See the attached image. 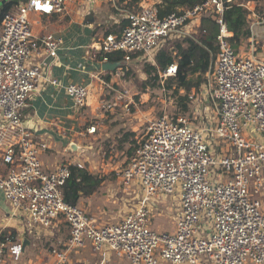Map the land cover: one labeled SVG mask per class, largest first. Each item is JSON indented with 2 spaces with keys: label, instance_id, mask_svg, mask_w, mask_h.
Returning a JSON list of instances; mask_svg holds the SVG:
<instances>
[{
  "label": "built area",
  "instance_id": "1",
  "mask_svg": "<svg viewBox=\"0 0 264 264\" xmlns=\"http://www.w3.org/2000/svg\"><path fill=\"white\" fill-rule=\"evenodd\" d=\"M71 0H24L0 22V191L30 235L66 224L65 249H51L49 264H65L68 254L90 243L126 257L130 264H264V61L241 56L231 46L223 20L225 3L204 0L161 17L157 6L138 3L125 11L126 26L99 43L102 54L135 53L154 63L167 41L192 35L202 15L218 25L217 54L206 83L191 91V109L205 99L215 121L196 127L186 115L164 113L147 122L145 133L118 173L124 191L138 192V205L118 222L99 225L78 206L64 202L61 188L69 165L46 171L40 154L47 148L23 124L22 110L41 78L33 55L57 58L62 41L35 37L30 14H61ZM105 59H107L105 57ZM177 64L158 72L164 81ZM65 92L75 109L86 105L88 90L69 83ZM94 134V126L87 129ZM82 168L81 165H76ZM171 197L172 232L151 228L154 208ZM22 239V238H21ZM0 233V264H18L23 241Z\"/></svg>",
  "mask_w": 264,
  "mask_h": 264
},
{
  "label": "crops",
  "instance_id": "2",
  "mask_svg": "<svg viewBox=\"0 0 264 264\" xmlns=\"http://www.w3.org/2000/svg\"><path fill=\"white\" fill-rule=\"evenodd\" d=\"M3 1L5 4L9 0H0V3ZM129 1L71 0L61 14H30L31 30L35 37L52 34L62 41L57 58L40 52L29 59L30 64L41 66L42 74L22 110L24 126L32 132L36 141L47 146L40 154L46 171L60 164L81 165L89 173L106 176L113 157L123 155L126 147L128 149L142 139H138V126L142 122L140 110L133 101L140 96V83L128 72L131 63H140L142 60L137 57L135 61L130 59L113 64L105 59L99 49L105 34L125 19V11L138 3L157 6L161 2L140 0L129 6ZM247 8L250 11V37L243 40L235 51L241 56H253L264 61V1H259V4L250 3ZM69 83L81 84L88 90L86 105L80 110L74 108L65 92ZM118 106L122 109H117ZM198 115L205 122L215 121V110L205 99L198 108ZM92 126L96 132L89 134L87 129ZM129 133L131 135H127ZM248 136L251 140L264 142V135L249 133ZM71 144L78 151L71 150ZM115 146L117 149L113 148ZM105 149H109L110 153L106 154ZM99 155H102V161ZM126 157L118 163L126 161ZM156 209L161 211L163 205ZM171 211L172 207L167 214L172 219ZM20 225L21 221L11 216L10 206L0 191V233L3 235L11 232L14 239L22 238L24 242L27 237L24 225ZM174 228L173 222V229H167L166 232H172ZM31 244L32 239L28 240L20 259L25 256ZM122 260L130 264L122 255L107 250L98 253L87 243L84 248L70 252L65 264H124ZM50 262L49 259L46 264Z\"/></svg>",
  "mask_w": 264,
  "mask_h": 264
},
{
  "label": "trees",
  "instance_id": "3",
  "mask_svg": "<svg viewBox=\"0 0 264 264\" xmlns=\"http://www.w3.org/2000/svg\"><path fill=\"white\" fill-rule=\"evenodd\" d=\"M22 1L24 0H9L1 5L0 22L6 14L15 10ZM124 1L119 0V2ZM139 1L130 0L129 6L135 5ZM160 1L157 8L159 15L163 17L176 11L177 8L193 7L204 0ZM259 1L262 0H232L225 3L223 20L228 31L232 34L229 41L234 50L238 49L243 40L250 37L248 23L250 11L247 5L253 2L259 4ZM213 17L210 13L202 15L200 24L192 35L182 39L167 41L156 53L154 63L142 60L143 73L146 78L140 80L141 93L147 92L148 89H163L165 93L169 94V98L174 101L177 112L174 115H185L191 107L189 94L191 91H198L206 83V75L217 54L216 37L218 34V25ZM126 24L127 20L124 19L110 32L118 36L121 33L120 30ZM124 56L125 53L117 51L107 54L104 57L113 64H120L125 61ZM137 57L138 55L135 53L130 54V59L133 61ZM174 63L177 64L176 75L162 81L159 78L158 72L164 71L169 65ZM128 72L132 73L133 71L131 69ZM127 135L131 134L129 133ZM129 150L131 156L134 149L131 148ZM69 171L70 177L62 186L61 191L64 202L72 206H78L81 199L89 198L96 194L107 180L105 175L89 173L87 169L79 168L76 165H69ZM25 236L28 240L31 239L29 232H25Z\"/></svg>",
  "mask_w": 264,
  "mask_h": 264
},
{
  "label": "rangeland",
  "instance_id": "4",
  "mask_svg": "<svg viewBox=\"0 0 264 264\" xmlns=\"http://www.w3.org/2000/svg\"><path fill=\"white\" fill-rule=\"evenodd\" d=\"M130 69H132V76L137 79V83H140V80L146 78L145 74L143 73V61L140 63H131L129 70ZM139 95L140 96L133 99L137 108L140 110L142 119L141 124L138 126V139L143 137L147 122L149 120L157 118L164 113L173 115L177 114L174 101L169 98V94L165 93L163 89H148L145 93H141L140 91ZM117 109L121 110L122 108L118 106ZM185 115L193 122V125L198 128L203 126L204 122L206 121H199L195 119L196 116L193 113L191 107ZM140 141L141 140L138 142ZM137 144L129 147L128 149L126 147V149H124L123 155L113 157L107 167V180L103 183L102 187L91 198L82 199V201L78 204V207L81 208L88 216L92 217L99 225L113 224L118 222L126 213H128L130 210H133L138 205V192L124 191L123 186L119 184L117 175L121 168L125 166L127 160L123 163H118V161L124 160V157L127 156V151H130L129 149L131 148L134 149ZM113 148L117 149V146ZM105 151L106 154L110 153L109 149H105ZM99 156L101 157L102 155ZM127 157L129 158L130 155L128 154ZM102 159L103 157L99 158L100 161H102ZM171 200V197L167 198V201L164 202L163 209H161V211H157L156 208H154L152 211L151 228L153 230L158 232L159 230L167 231V229H173V221L167 214L172 207L170 204ZM30 237L32 239V244L27 248L25 256L20 259L18 264L48 263L51 249H65V244L69 239V230L66 224L61 223L56 229H52L51 231L48 229H40L37 232V235L36 233H33V235L31 234ZM107 251L111 252L109 250ZM72 256L73 254L71 257ZM122 261L124 264H128L127 261Z\"/></svg>",
  "mask_w": 264,
  "mask_h": 264
},
{
  "label": "water",
  "instance_id": "5",
  "mask_svg": "<svg viewBox=\"0 0 264 264\" xmlns=\"http://www.w3.org/2000/svg\"><path fill=\"white\" fill-rule=\"evenodd\" d=\"M3 3H4V1H3L2 3H0V6H1ZM89 21H90V20H89ZM70 149H71V150H75V151L77 150V151H78L77 147H76L74 144H71V145H70ZM26 244H28V240L25 238V240H24V242H23V248L25 247Z\"/></svg>",
  "mask_w": 264,
  "mask_h": 264
}]
</instances>
